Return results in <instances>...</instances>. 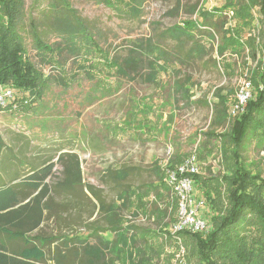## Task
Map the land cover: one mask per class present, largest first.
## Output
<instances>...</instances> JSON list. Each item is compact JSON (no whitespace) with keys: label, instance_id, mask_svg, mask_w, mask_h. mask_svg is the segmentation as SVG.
Wrapping results in <instances>:
<instances>
[{"label":"trees","instance_id":"obj_1","mask_svg":"<svg viewBox=\"0 0 264 264\" xmlns=\"http://www.w3.org/2000/svg\"><path fill=\"white\" fill-rule=\"evenodd\" d=\"M54 1L51 9L56 15L52 17L50 26L58 33L60 39L53 43L46 42L42 39L38 27L30 25L34 49L40 54L39 60L45 64L55 60L58 64L63 57L66 59L69 55L74 56L81 42L87 45L86 48L93 44L91 35L85 30L81 19L69 3L66 0ZM96 1L117 12L122 10L121 7H125L129 15H140L138 3L141 1L138 0ZM58 3H61L66 14L57 13ZM226 9L233 12L231 17L239 22L238 27L227 25L229 16ZM188 11L189 15L195 14L196 17L184 18L163 31V35L172 41L171 46L162 47L159 43L151 42V39L131 40V46L125 55L116 53L107 63L118 78H133L141 76V65L146 62L150 69L142 75L145 80L153 81L155 74L166 71L163 64H181L188 59L202 58L213 47L216 56L222 59L225 53L229 52L236 58L255 61V66L250 69L254 94L247 100L243 112L229 118L228 94H220V89L214 93L216 102L213 104L215 114L212 123L224 129L213 137L220 139L224 172L214 177L199 174L191 176L194 184L202 189V196L208 205L209 210L204 213L209 229L201 233L185 230L171 233L169 227L174 222L173 218L169 217L164 221L166 209L155 207L152 209V215L153 222L159 226L158 230H139L134 225L122 224V218L117 216L116 203L105 205L101 202L105 218L110 225V228L103 231L109 233L110 237L102 235L99 227H92L89 229L90 233L84 237L65 235L62 233L63 227H73L74 219L79 222L81 211L84 210L82 204L89 200L86 194L85 201L81 198L82 176L78 158L74 153L65 152L58 156V163L62 166V178L51 187H54V192L58 195L66 196L58 205L59 210L71 211L75 208L78 209L76 215H60L56 221L58 234L41 235L38 232L36 235H28L43 221L42 209H48L50 213L52 211L50 199L40 203L50 190V185L45 179L52 176V163L45 164L32 173H24L13 184H0V210H5L0 213V264H48L50 260L47 253L52 252L55 264H155L154 258L165 259V263L169 264L171 255H165L164 243L167 241L162 240V237L174 242L176 252L175 237H178L188 251L187 261L192 264H264V177L259 169L253 171L248 168L244 157V151L252 141L255 147L264 150V0H226L218 9L201 10L193 6L189 7ZM23 18V0H0V91L10 88L13 91L12 99L17 97V92L22 91L27 96L19 97V101L29 103V98L36 101L41 97L48 75L30 60L26 52L20 31ZM254 21L259 23L256 33L250 31L255 26ZM245 27L249 30L246 35ZM205 39L209 46L204 42ZM101 56L107 57L104 53H101ZM222 65L220 67L223 73L232 70L227 61L222 62ZM175 84L177 89H183L187 93L188 98L191 96L182 82L176 81ZM5 109L6 107H0V111ZM13 128L20 131L26 129L20 121H16L12 125ZM203 135L212 138L210 133ZM4 146L0 136V151ZM197 156L205 159V155L201 153ZM181 160L182 158L174 155L170 165L174 166ZM153 171L160 184L168 190L158 162L155 163ZM117 173V180L125 179L124 168L119 169ZM34 191L36 193L31 196ZM88 191L99 199L91 187ZM146 193V190L140 191L139 187H127L118 193L117 198L124 205L130 203L131 199L137 200V210L134 212L146 215L145 204L142 202ZM28 197L30 199L22 203ZM223 204L227 206L224 208ZM16 205L18 206L14 207ZM173 209L175 204L172 205ZM89 214L91 217L93 211ZM10 223V226L2 225ZM147 236L155 237L157 241L159 239V242L155 243L156 247L146 243ZM91 237H96L97 241L93 242ZM75 240L73 246H68V242ZM140 240L143 243L139 245ZM57 241L64 244L63 249L53 247L52 251L51 245Z\"/></svg>","mask_w":264,"mask_h":264},{"label":"rangeland","instance_id":"obj_2","mask_svg":"<svg viewBox=\"0 0 264 264\" xmlns=\"http://www.w3.org/2000/svg\"><path fill=\"white\" fill-rule=\"evenodd\" d=\"M23 1L24 18L20 31L26 52L30 60L48 75V80L41 97L36 101L29 98V103H21L18 98L27 96L22 91L17 92V99H7L8 102L0 106L1 109L6 107L4 111H0V121L3 119H10V122L20 121L29 128L32 125L27 124L26 119H31V115L25 114L30 110L33 112L35 107L33 122L40 130L49 122L68 132V137L62 139L59 145L64 144L65 152L70 149L77 156L82 176L81 198L85 201L86 194L89 200L82 204L84 210L81 211L79 222L74 219L73 227L65 229L63 227L65 232L62 233L72 237H84L90 233L89 229L99 227L102 235L110 237L109 233L103 231L110 228V225L105 218L101 202L105 205L116 203L117 216L122 218V224L134 225L139 230L143 228L158 230L159 226L153 222L152 215V209L155 207L166 209L164 221L169 217L174 221L176 200L171 190L160 184L153 171L155 163L161 165L166 158L168 146L172 148V157L177 155L182 159L196 147L197 155L198 153L205 155V159L198 157L199 175L214 177L224 172L220 156V139L213 137L224 129L212 123L215 114L213 104L216 102L214 93L218 89L220 94L227 93L229 106L234 99L238 79L244 74L250 75V69L255 66V61L236 58L229 52L225 53L222 59L216 56L213 47L202 58L188 59L181 64H163L166 71L155 74L153 81L145 80L142 75L150 69L146 62L141 65V76L133 78H118L107 62L116 53L120 56L125 55L131 46V40L151 39V42L159 43L162 47L171 46L172 41L163 35V31L184 18L194 19L196 15H189V7L214 10L222 7L226 0H138L141 1L138 3L140 15L136 17L129 15L125 7H121L122 10L117 12L96 0H66L91 35L93 44L86 48L87 45L81 42L74 56L69 55L66 59L63 57L58 64L55 63L57 62L55 59L54 62L47 64L39 60L40 54L34 49L30 30V25L37 26L42 39L49 43L60 39L58 33L50 26L52 17L56 15L51 9L55 1ZM57 7V13L60 15L67 13L62 9L61 3H58ZM226 12L230 15L227 17L228 26L238 27L239 22L231 17L233 12L228 9ZM258 27L259 23L255 22L254 28L250 31L256 33ZM244 31L246 35L249 30L245 27ZM204 42L209 46L207 39ZM101 53L107 57L103 58ZM64 56L66 57V54ZM71 56L73 57L70 58ZM224 61L228 62L231 71L222 72L220 65L223 66ZM185 79L189 80L185 82ZM176 81L182 82L189 90L188 93L191 94L189 98L183 89L176 88ZM6 124L9 123L6 121ZM11 126L0 128V132L2 134L9 133V130L13 132L14 136L7 139H17L14 143L20 144L16 166L21 167L23 164L21 154L24 155L29 146L20 140L26 139L20 130L12 129ZM28 128V139H40L31 128ZM203 133L212 134V138H206ZM43 139L50 142L57 141L60 137L55 133ZM8 142L12 145L11 140ZM13 148L14 146H8V150ZM244 157L245 165L253 171L259 169L264 177V150L255 147L252 141L244 151ZM2 163L5 165L4 161ZM121 168L126 170V177L117 180L115 175ZM16 171L10 169L4 176L5 179L0 176V184L13 177ZM61 178L62 170L58 165L52 171L48 182L52 185ZM89 187L100 200L88 191ZM127 187H139L140 191L148 192L142 202L145 204V213L149 216L134 212L137 210V200L131 199L129 205L127 203L124 205L118 200V193ZM193 187L195 195L203 197L202 189L194 183ZM65 197L62 195L60 199L64 200ZM173 204L175 209L172 210ZM226 206L227 204H223L224 208ZM207 207L206 203V211L204 210L206 213L209 210ZM76 210L78 209L73 208L71 211L63 212L65 217L71 215L70 213L74 217ZM90 211H93L91 217ZM204 216L206 217L205 213ZM58 231L59 229L56 233ZM164 238L162 237V240L167 241L164 243L165 255H171L169 264H177L176 245ZM145 239L148 245L154 247L155 243L159 242L155 237L147 236ZM91 240L94 242L97 238L91 237ZM73 243H76V240L68 242V246H73ZM142 243L143 241H138L139 245ZM63 246L64 244L57 241L51 250L53 251V247L63 249ZM53 256V252L47 253L50 260L48 264H55ZM153 261L155 264H166L162 258L159 260L154 258ZM188 263L192 264L189 261Z\"/></svg>","mask_w":264,"mask_h":264},{"label":"built area","instance_id":"obj_3","mask_svg":"<svg viewBox=\"0 0 264 264\" xmlns=\"http://www.w3.org/2000/svg\"><path fill=\"white\" fill-rule=\"evenodd\" d=\"M228 12L226 14L230 16ZM253 94L254 86L250 75L244 74L238 79L234 99L228 106V117H234L243 112L247 100ZM12 96L13 91L10 88L2 89L0 91V106H4L7 99H12ZM172 152V148L168 146L166 158L161 163L164 182L171 190L177 204L176 217L170 231L171 233L182 230L192 233L206 232L209 229V223L204 216L205 199L195 195L194 182L191 177L198 174L200 170L196 147L174 166L170 165ZM175 241L177 244L176 263L188 264L187 259H185L186 247L178 237H175Z\"/></svg>","mask_w":264,"mask_h":264},{"label":"crops","instance_id":"obj_4","mask_svg":"<svg viewBox=\"0 0 264 264\" xmlns=\"http://www.w3.org/2000/svg\"><path fill=\"white\" fill-rule=\"evenodd\" d=\"M36 105V104H35ZM34 111H35V107H34ZM34 111L32 112L31 110L29 112H27L25 115L28 114L31 115V119L27 118L26 119V123H30L32 126L29 127L33 130V133H36L38 137H40V139H28L27 134H29V132L27 131V126H25V130L24 131H19L21 132V134H23L25 136L26 139H20L26 142V145H28V151L23 154H21L22 156V165L21 167H17V152L19 151L18 148L20 147V144L14 143V140L17 139H7V137L10 136H14L12 135V131H10L9 129V133L6 134H2L0 132V136L5 144V146L1 149L0 151V176H2L4 178V176H6V174L9 172L10 169L12 170H17L16 174L11 177L9 180H5L6 183L8 185L15 183L18 178L23 175L24 173H32L35 170H38L39 168L43 167L45 164L48 163H52L53 167L51 169V172L54 170V168L56 166H61L58 163V156L61 153H65V147L64 144L63 145H59L62 142V139H65L68 137V132L61 130L56 126L47 122L43 126L44 128L40 130L39 126L36 125L35 122H33L34 119ZM7 123L9 124H6ZM16 122H10V119H3L2 121H0V128H7L9 125H13ZM22 123V122H21ZM57 127V128H56ZM12 128V126H11ZM28 128V129H29ZM12 130V129H11ZM45 131V132H43ZM55 133L57 135H59L60 139H57V141H48V139H43V137L53 134L55 135ZM8 140H11V144L8 142ZM15 144V145H14ZM71 144V143H70ZM8 146H14V148L12 150H8ZM10 151H13V153H11ZM66 152L68 153H73L72 150H67ZM3 158V159H2ZM2 161H4L5 165L2 163ZM61 170H62V166H61ZM5 179V178H4ZM49 177H47L45 179V182L49 184L48 182ZM59 181L55 182L58 183ZM55 183H53L52 185H50V190L48 191V195L46 197H43V199H41L40 203L43 204L46 200L50 199V204L52 205V211L51 213L48 211V209H42V216H43V221L38 225V227L32 231L31 233H29L28 235L32 236V235H36L38 234V232H40L41 235H46V234H56V230H57V220L59 219L60 215L63 217L64 212L62 210H59V204H61L63 202L62 195H58L56 192H54V187L53 186ZM36 192L34 191L32 193L31 196H33ZM30 199V197H28L27 199H25L22 203L27 202ZM18 205L14 206L17 207ZM5 210H0V213H4ZM0 221H1V217H0ZM4 226H10L12 225L10 224H2ZM46 233V234H44ZM52 246V245H51Z\"/></svg>","mask_w":264,"mask_h":264}]
</instances>
